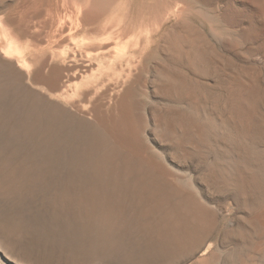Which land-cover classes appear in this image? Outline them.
<instances>
[{
    "label": "bare ground",
    "instance_id": "6f19581e",
    "mask_svg": "<svg viewBox=\"0 0 264 264\" xmlns=\"http://www.w3.org/2000/svg\"><path fill=\"white\" fill-rule=\"evenodd\" d=\"M6 1L0 0V12ZM94 1L104 10L112 5V0ZM90 2L75 3L72 16L58 26L57 37L63 42L71 41L68 52L74 62L81 58L97 66L86 84L96 88H112L111 84L125 87L149 51L137 41L125 43L126 29L122 27L106 26L100 33L91 27ZM4 23L0 19V44L8 48L11 41ZM100 34L102 38L95 40ZM113 40L116 42L110 43ZM165 51L175 56L176 52L168 50L166 44ZM1 57V257L26 264H175L201 253L203 232L207 226L212 227L211 208L188 196L153 168H147L148 163L140 166L134 155L120 145L116 147L109 135L101 141L83 136L76 128H97V120L61 112L32 91L25 84L23 72ZM197 63L188 60L186 66L196 72L198 66L201 68V104L191 100L185 75L162 66L161 61H153L151 77L159 81L151 91L161 102L151 106L152 135L172 156L202 166V181H213L210 175L214 177L223 170L236 183L239 169L251 163L254 150L237 151L236 137H229L232 141L227 142L224 136L231 132L242 143L250 110L238 106L241 99L228 97L223 101L221 96L214 97L222 71L207 60L203 65ZM206 91H213L210 98L215 101L205 99L209 98ZM221 101L231 106L218 114L216 104L219 107ZM211 118L218 121L217 127L207 123ZM258 147L262 148L258 155L264 159V144ZM103 197L108 201L120 199L122 205L105 204V209L98 211L94 199ZM111 235H139L145 239L143 242L150 240L154 245H113Z\"/></svg>",
    "mask_w": 264,
    "mask_h": 264
},
{
    "label": "rangeland",
    "instance_id": "374dc122",
    "mask_svg": "<svg viewBox=\"0 0 264 264\" xmlns=\"http://www.w3.org/2000/svg\"><path fill=\"white\" fill-rule=\"evenodd\" d=\"M77 1H6L0 19L5 22L11 43L8 48L0 44V57L23 72L25 84L46 96L44 100L61 112L97 120V128L89 125L76 128L83 136L101 141L109 135L116 147L120 145L134 155L140 166L145 167L142 162L148 163L147 168H153L214 211L212 227L207 226L201 239L204 249L194 258L175 264H264V159L258 155L262 150L258 146L264 144V0H112L106 10L92 0L91 27H96L99 33L106 26L122 27L126 29L125 43L137 41L143 50L149 51L142 68L125 87L119 88L113 84L112 88L86 84L97 66L81 58L74 62L68 52L71 41L58 38V26L69 20ZM100 37L101 34L95 40ZM165 44L168 50L176 52L175 56L167 54ZM202 59L213 62L222 71L220 88L215 95L206 91L209 98L205 99L214 100L210 98L213 95L221 96L223 101L228 97L241 99L243 102H238V106L250 110L244 141L241 143L240 137L231 132L224 136L227 142L236 137L237 151L254 150L251 163L239 169L236 183L223 170L215 174L216 180L210 175L213 181H202V166L172 156L152 135L151 106L161 102L151 91L159 81L151 77L153 61H161L162 66L185 75L191 100L201 104L204 100L198 87L201 68L191 71L186 62L193 60L203 65ZM193 82L197 85L192 87ZM223 101L219 107L216 104L218 114L231 106ZM207 123L212 128L218 126L215 118ZM68 132L71 135V129ZM68 132L64 133L66 137ZM109 199H94L98 211L105 209V204L122 205L120 199ZM111 237L113 245H154L150 240L143 242L145 239L139 235ZM13 260L0 256V264L27 263Z\"/></svg>",
    "mask_w": 264,
    "mask_h": 264
},
{
    "label": "water",
    "instance_id": "95a60500",
    "mask_svg": "<svg viewBox=\"0 0 264 264\" xmlns=\"http://www.w3.org/2000/svg\"><path fill=\"white\" fill-rule=\"evenodd\" d=\"M31 89V88H30ZM32 90V89H31ZM32 91H34V92H36V93H38V94H40L41 95V93H39V92H37V91H35V90H32ZM41 96H43L46 100H47V97L46 96H44V95H41Z\"/></svg>",
    "mask_w": 264,
    "mask_h": 264
}]
</instances>
